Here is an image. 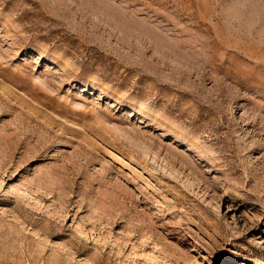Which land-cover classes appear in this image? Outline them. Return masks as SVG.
I'll use <instances>...</instances> for the list:
<instances>
[{
  "label": "rangeland",
  "instance_id": "obj_1",
  "mask_svg": "<svg viewBox=\"0 0 264 264\" xmlns=\"http://www.w3.org/2000/svg\"><path fill=\"white\" fill-rule=\"evenodd\" d=\"M0 264H264V0H0Z\"/></svg>",
  "mask_w": 264,
  "mask_h": 264
}]
</instances>
